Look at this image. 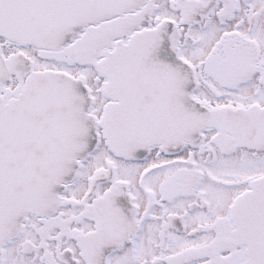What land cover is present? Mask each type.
I'll return each instance as SVG.
<instances>
[{"label":"snow or ice","instance_id":"obj_1","mask_svg":"<svg viewBox=\"0 0 264 264\" xmlns=\"http://www.w3.org/2000/svg\"><path fill=\"white\" fill-rule=\"evenodd\" d=\"M0 264H264V0H0Z\"/></svg>","mask_w":264,"mask_h":264}]
</instances>
